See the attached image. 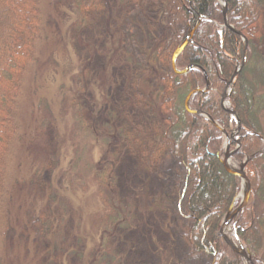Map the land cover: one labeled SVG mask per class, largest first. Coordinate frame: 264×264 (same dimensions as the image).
Segmentation results:
<instances>
[{"label": "trees", "instance_id": "16d2710c", "mask_svg": "<svg viewBox=\"0 0 264 264\" xmlns=\"http://www.w3.org/2000/svg\"><path fill=\"white\" fill-rule=\"evenodd\" d=\"M225 2V15L218 0L67 2L77 56L69 102L80 125L104 146L94 163L99 237L89 245L66 224L64 200L37 169L28 182L42 190L44 203L27 212L24 223L27 239L39 247L34 264H245L218 233L240 202L241 180L222 162L226 142L230 151L237 144L230 139L237 123L228 110L241 125L232 158L244 164L251 187L230 222V237L250 264H264V131L258 118L264 0ZM44 22L39 0H0V238L13 236L6 167L19 133L22 78L37 59ZM87 32L108 72L99 106L89 89L98 61L80 53ZM113 32L114 44L108 41ZM243 59L225 109L223 93ZM39 106L46 109L44 101ZM50 126L40 122L31 141L43 143ZM54 162L50 158L44 171L52 172Z\"/></svg>", "mask_w": 264, "mask_h": 264}, {"label": "rangeland", "instance_id": "374dc122", "mask_svg": "<svg viewBox=\"0 0 264 264\" xmlns=\"http://www.w3.org/2000/svg\"><path fill=\"white\" fill-rule=\"evenodd\" d=\"M67 2L70 0H39L45 22L37 44V59L22 78V92L15 114L19 133L11 142V157L6 167L9 189L6 209L13 236L0 238V264H34L39 254V247L27 239L29 230L24 226L27 212L42 208L44 203L42 190L28 182L37 169L39 177L55 188L64 200L67 208L64 214L68 222L66 224L75 225L78 234L89 245H94L99 237L95 214L101 211V203L96 192L94 163L104 146L80 125L75 109L69 102V86L77 56L68 35V25L74 16L68 13ZM261 23L264 25V14ZM262 33L264 30L262 32L259 27V34ZM86 35V43L80 53L89 56L87 58H95L99 66L97 53L101 50L97 41L90 38V33ZM114 35L113 32L108 38L113 44L116 42ZM127 58L133 60L131 55H127ZM107 80L106 66L101 64L89 83L90 92L98 106L105 95ZM259 95L261 103L258 118L264 131L263 87ZM41 101L46 103V109L39 106ZM43 120H49L51 126L43 134V143H34L31 139H34L37 125ZM49 139L52 143L48 142ZM50 158L55 160V165L52 172H47L44 167ZM241 164L232 155L228 159V166L233 169ZM127 170L125 168L123 172ZM20 181L22 184H19ZM17 184L18 187H15ZM241 193L240 190L239 195ZM224 232L231 235L229 227Z\"/></svg>", "mask_w": 264, "mask_h": 264}, {"label": "water", "instance_id": "95a60500", "mask_svg": "<svg viewBox=\"0 0 264 264\" xmlns=\"http://www.w3.org/2000/svg\"><path fill=\"white\" fill-rule=\"evenodd\" d=\"M222 3L223 5V11H224V15H225V8H226V2L225 0H218ZM224 24L226 26L227 25V22L224 21ZM231 27V26H230ZM232 29V28H231ZM192 37V32H190L186 38L184 39V41L182 42V44L178 47L177 51H176V54L180 53L183 48L187 45V43L190 41ZM241 37H242V40L244 42V47H246L247 45V39L245 36H243L241 34ZM243 63H244V59L238 63L237 65V69L235 70V73L233 74V77H232V80L230 81L229 85H228V91H225L223 93V101H222V106L223 108L226 109V105H228V101H227V98L231 92V89H232V86H233V83H234V78H235V75L237 72L240 71V69L242 68L243 66ZM189 68V67H188ZM187 68V69H188ZM186 69V70H187ZM228 112L230 113V116L236 121L237 123V128L234 130V132L232 133V135L230 136V139L231 140H235L236 143H237V146L234 150L232 151H229V142L227 141L226 143V146H225V150H226V153L223 155V159H222V162H223V166L224 168L226 169V171H228L229 173L231 174H234L236 176H238L241 180V195L238 194V197L240 198V202L238 203V205L236 207H234L230 212L229 214H227L225 216V218L223 219L220 227H219V230H218V233L220 236L223 237V239L225 240V242L236 252H238L240 254V256L242 258L245 259V262L246 264H250V257L248 256V254L240 247H238L234 242L233 240L231 239V237L229 235H227L224 230L226 228L229 227L230 225V222L231 220L233 219V217L247 204L248 202V198H249V194H250V191H251V187H250V183H249V180L247 179L246 175H245V172H244V164H241L238 168H231L228 166V159L229 157L236 152L237 149H239L240 147V144L239 142L237 141V139L234 138L235 134L239 131V129L241 128V125H240V122L237 118V116L235 115V112L233 110H228Z\"/></svg>", "mask_w": 264, "mask_h": 264}]
</instances>
